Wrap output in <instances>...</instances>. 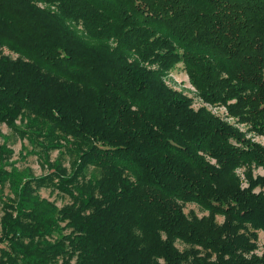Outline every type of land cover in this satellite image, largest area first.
Returning <instances> with one entry per match:
<instances>
[{
  "label": "trees",
  "instance_id": "1",
  "mask_svg": "<svg viewBox=\"0 0 264 264\" xmlns=\"http://www.w3.org/2000/svg\"><path fill=\"white\" fill-rule=\"evenodd\" d=\"M179 64L226 117L168 83ZM18 121L60 154L41 176L0 165V264H264V0H0Z\"/></svg>",
  "mask_w": 264,
  "mask_h": 264
},
{
  "label": "rangeland",
  "instance_id": "2",
  "mask_svg": "<svg viewBox=\"0 0 264 264\" xmlns=\"http://www.w3.org/2000/svg\"><path fill=\"white\" fill-rule=\"evenodd\" d=\"M6 54H10L12 57H16V54L11 53L8 49L5 50ZM168 83L178 90H183L186 94L194 98V107L198 108L201 105H204L201 99L198 97L195 88L191 85L186 70L183 64H179L176 68L172 69L170 72ZM209 105V104H205ZM213 112L221 115L222 117L227 116V110L223 105H209ZM230 121H234L233 118H228ZM21 121H18L21 129L11 128L6 123L0 122V145L7 147V151L3 153L6 157L5 160H0V165H2L6 171H12L11 173H18L22 176L24 175H35L41 176L46 175L51 171V166L47 164L48 156L51 161H54L57 156L60 154V149H51L50 154L49 150L43 148L42 144L44 143L43 138L38 137L34 140V137H29L28 131L30 128L26 127V124ZM241 127L245 128L243 125ZM24 130L26 132H24ZM255 139L264 144V135H252ZM1 152V151H0ZM11 152V153H10ZM2 153V152H1ZM61 163H64L65 166L70 167L71 165V155L68 152H64L61 157ZM242 169L239 170V173L242 175ZM255 173L264 174V169H256ZM5 187L3 188L4 195L12 196L10 192V187L8 180H6ZM1 188V185H0ZM40 194L42 197L48 198L52 201H55L59 207L64 206L72 201L71 197L68 194H65L53 188L52 186L44 187L41 189ZM185 211L190 213V211H195L198 215H206L208 212H205L201 209L196 203H188L185 207ZM3 214L2 203L0 202V215ZM222 216H218L219 222L223 221ZM259 253H262L264 250V232H260L259 236ZM180 248H184L185 245L181 242H178Z\"/></svg>",
  "mask_w": 264,
  "mask_h": 264
}]
</instances>
